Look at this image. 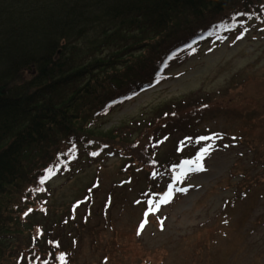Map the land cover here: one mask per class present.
Listing matches in <instances>:
<instances>
[{
    "label": "rangeland",
    "instance_id": "rangeland-1",
    "mask_svg": "<svg viewBox=\"0 0 264 264\" xmlns=\"http://www.w3.org/2000/svg\"><path fill=\"white\" fill-rule=\"evenodd\" d=\"M244 27L215 43L203 38L195 51L185 48L168 58L155 83L99 118L102 130L117 126L141 140L149 134V153L157 150L167 160L181 136L193 138L185 147L191 157L206 142L195 138L220 135L211 140L206 170L188 173L184 185L174 186L187 191H175L170 203L149 214L140 235L149 198L140 193L146 173L138 171L127 182L128 170H121L123 162L112 150L53 177L47 194L35 195L34 206L48 210L38 207L26 215L32 222L25 228L41 223L51 229L69 252L65 264H141L148 255L149 264H264V23ZM164 133L166 140L158 145ZM259 172L261 190L248 181ZM166 177L157 175L153 184L164 186ZM151 191L149 185V195L159 193ZM75 200L83 201L72 212Z\"/></svg>",
    "mask_w": 264,
    "mask_h": 264
},
{
    "label": "trees",
    "instance_id": "trees-1",
    "mask_svg": "<svg viewBox=\"0 0 264 264\" xmlns=\"http://www.w3.org/2000/svg\"><path fill=\"white\" fill-rule=\"evenodd\" d=\"M249 16L264 21V0H0V264H61V253L68 262L60 238L41 223L25 228V216L48 210L34 206L35 195L83 159L115 151L127 182L145 172L140 193L149 196L150 185L160 194L155 177L170 176L175 157L149 153V134L141 140L117 126L100 129L99 118L149 88L178 45L200 33L215 40L244 30ZM260 176L248 181L261 190Z\"/></svg>",
    "mask_w": 264,
    "mask_h": 264
},
{
    "label": "snow or ice",
    "instance_id": "snow-or-ice-1",
    "mask_svg": "<svg viewBox=\"0 0 264 264\" xmlns=\"http://www.w3.org/2000/svg\"><path fill=\"white\" fill-rule=\"evenodd\" d=\"M219 138H220L219 134L213 133L210 136L197 137L195 138V140L197 143H199V142L211 141V140L219 139ZM192 141H193V138L186 137L185 142H182V144H184V146L186 147L187 143H191ZM211 149H212L211 144H207L206 146L199 148V150L197 151L196 155L193 158L184 161V164L188 165L187 169L182 170L177 176L174 177V179L176 181H180L184 177H186L188 173L205 171L206 169L204 167L203 161L205 157L210 154ZM178 150H182V149H178ZM93 155H96V153H93ZM153 175L155 176L157 175V173H153ZM44 179H46V177L41 178V183L43 182ZM175 191L185 192L187 191V188L175 189L173 184H169L167 190L164 193L162 194L153 193L149 195V198L147 200L148 207L145 210V219L139 225V228L137 230V235H140L141 232L144 230L145 225L148 223L149 214H154L158 212L162 204L170 203ZM137 203H139V201H137ZM29 211H31V209ZM161 224L163 225V221H161ZM50 243L56 244L58 242H50ZM59 260L61 261V264H64L65 254L61 253V255L59 256ZM45 264H47V262H45Z\"/></svg>",
    "mask_w": 264,
    "mask_h": 264
},
{
    "label": "water",
    "instance_id": "water-1",
    "mask_svg": "<svg viewBox=\"0 0 264 264\" xmlns=\"http://www.w3.org/2000/svg\"><path fill=\"white\" fill-rule=\"evenodd\" d=\"M58 53V52H57Z\"/></svg>",
    "mask_w": 264,
    "mask_h": 264
}]
</instances>
